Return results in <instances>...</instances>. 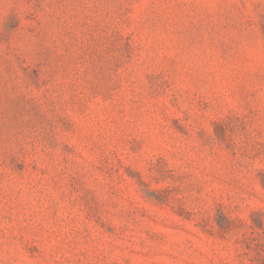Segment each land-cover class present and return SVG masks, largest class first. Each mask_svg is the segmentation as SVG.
I'll return each instance as SVG.
<instances>
[{"label": "rangeland", "instance_id": "rangeland-1", "mask_svg": "<svg viewBox=\"0 0 264 264\" xmlns=\"http://www.w3.org/2000/svg\"><path fill=\"white\" fill-rule=\"evenodd\" d=\"M0 264H264V0H0Z\"/></svg>", "mask_w": 264, "mask_h": 264}]
</instances>
